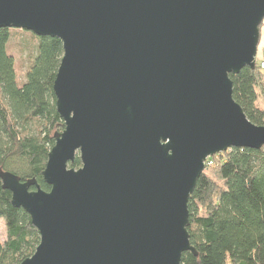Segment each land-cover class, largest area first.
<instances>
[{"label":"water","instance_id":"water-1","mask_svg":"<svg viewBox=\"0 0 264 264\" xmlns=\"http://www.w3.org/2000/svg\"><path fill=\"white\" fill-rule=\"evenodd\" d=\"M264 0H0V28L61 40L65 122L43 171L1 170L38 229L21 264H182L208 158L264 147L230 74L256 66ZM80 155L82 166L70 167ZM35 187V189H32Z\"/></svg>","mask_w":264,"mask_h":264},{"label":"trees","instance_id":"trees-1","mask_svg":"<svg viewBox=\"0 0 264 264\" xmlns=\"http://www.w3.org/2000/svg\"><path fill=\"white\" fill-rule=\"evenodd\" d=\"M13 30L30 33L34 41L22 82L9 50ZM63 54L58 38L0 28V171H11L23 181L36 178L44 190L51 188L43 171L55 134L65 128L53 90ZM262 61L230 74L234 99L258 125H264ZM81 166L77 154L70 167ZM189 213L190 241L198 255L184 252L182 264H264V147H233L208 158L190 196ZM0 218L7 231L0 241V264H21L36 251L41 236L31 216L12 204L1 177Z\"/></svg>","mask_w":264,"mask_h":264},{"label":"rangeland","instance_id":"rangeland-1","mask_svg":"<svg viewBox=\"0 0 264 264\" xmlns=\"http://www.w3.org/2000/svg\"><path fill=\"white\" fill-rule=\"evenodd\" d=\"M12 40L9 44V50L15 55L16 67L19 80L24 81V75L30 64V53L32 50V43H34L31 34L24 31L13 30ZM258 61L264 60V21L261 25V36L258 45L257 58ZM7 235L5 219L0 218V241H4Z\"/></svg>","mask_w":264,"mask_h":264},{"label":"built area","instance_id":"built-area-1","mask_svg":"<svg viewBox=\"0 0 264 264\" xmlns=\"http://www.w3.org/2000/svg\"><path fill=\"white\" fill-rule=\"evenodd\" d=\"M261 67L264 68V61L261 62Z\"/></svg>","mask_w":264,"mask_h":264}]
</instances>
